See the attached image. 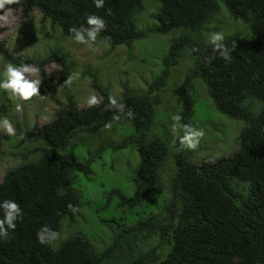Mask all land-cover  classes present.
Wrapping results in <instances>:
<instances>
[{
  "label": "trees",
  "instance_id": "16d2710c",
  "mask_svg": "<svg viewBox=\"0 0 264 264\" xmlns=\"http://www.w3.org/2000/svg\"><path fill=\"white\" fill-rule=\"evenodd\" d=\"M155 1L149 25L140 18L144 0H104L99 9L92 0H17L0 8V15L21 9L24 17L37 10L41 21H49L63 37H71L68 29L84 24L87 15L102 17L105 28L97 41L110 47H132L151 35L174 33L160 73L144 90L125 85L114 95L95 80L98 106L82 107L68 98L50 121L22 132L32 145L18 153L20 163L0 181V201L15 200L23 214L8 230V239L0 240V264H264V0ZM237 22L245 32L227 30ZM4 29L0 24V36ZM216 31L225 34L228 62L207 43ZM16 52L0 38L4 61L38 68L40 93L70 87L64 83L72 69L66 55L52 50L41 58L20 59ZM185 52L191 64L180 84L179 125L196 124L200 82L215 109L245 124L229 156L197 161L194 149L178 144L181 127L170 145L169 126L157 123L155 90L167 84ZM50 63L59 66L56 80L45 70ZM109 96L125 105L123 112L106 107ZM129 109L131 118L125 115ZM7 115V106L0 103V117ZM128 148L138 156L132 192L113 187L106 193L119 212L99 218L112 240L97 248L82 231L85 226L75 221L86 203L76 183L81 173L91 171L96 156ZM168 162L173 169L165 177ZM152 189L167 197L157 211L144 205L151 203ZM42 225L59 233L51 245L36 242Z\"/></svg>",
  "mask_w": 264,
  "mask_h": 264
},
{
  "label": "rangeland",
  "instance_id": "374dc122",
  "mask_svg": "<svg viewBox=\"0 0 264 264\" xmlns=\"http://www.w3.org/2000/svg\"><path fill=\"white\" fill-rule=\"evenodd\" d=\"M144 3L145 11L140 18L149 25L157 2L144 0ZM0 24L5 28L0 38L7 42L10 49H18L15 53L17 58H41L55 50L67 56L72 66L71 75L78 74L74 76L68 89L62 90L54 87L48 93L39 92L29 101L22 103L20 111H16L15 108L18 101L0 91V103H4L8 108L6 118L16 129V135L11 137L0 129L2 147L0 181L9 169L20 163L21 158L18 153L26 151L32 145L30 138H23L21 135L25 129H33L50 121L54 112L68 98L76 99L82 107L86 106L85 100L90 94L98 97L92 86L95 80L102 86L108 87L114 95H118L125 85L136 90H144L147 84L151 83L160 73L162 57L174 36V33L161 36L151 35L134 42L132 47H110L103 42L96 41L94 50H90L85 45L75 43L72 36L63 37L59 29L51 28L49 21H41V14L37 10H34L30 16L24 17L21 9L15 11L7 9L0 15ZM235 28H238L240 32L246 31V27L239 22L229 25L227 30ZM190 62L189 53L182 54L179 63L171 69L167 84L155 90L158 95L157 123L159 127L169 126V136L172 138L170 145L174 142L173 138L180 132L179 112L182 109V101L179 97V90ZM5 64L8 62L4 61L0 55V71L3 70ZM45 70L48 76L57 79L59 72L57 63L47 64ZM27 78L40 81L39 70L28 75ZM199 83L196 81V116L194 119L196 124L193 128L202 130L204 135L199 138L197 147L194 149L195 159L197 161L214 160L221 155L229 156L237 149V138L245 124L215 109L206 89ZM173 125H176L175 133L172 131ZM20 127L22 128L21 133ZM137 163V153L131 148L115 153L106 150L96 156L88 174L81 173L79 176L80 179L76 186L81 190L86 203L81 208V216L75 221L85 226L82 227V231L91 238L97 248H101L112 240V238L107 240L110 230L98 225L99 218L108 219L112 214L119 212L115 208V199L108 201L105 195L113 187H120L125 192L131 193L132 176ZM172 169L173 167L168 162L164 169V176L171 173ZM158 193L157 189L149 191L148 198L151 203L144 202L148 211H157L167 198L157 195ZM128 217L130 220L134 219L130 213ZM98 243L101 245L99 246Z\"/></svg>",
  "mask_w": 264,
  "mask_h": 264
},
{
  "label": "clouds",
  "instance_id": "9594fccd",
  "mask_svg": "<svg viewBox=\"0 0 264 264\" xmlns=\"http://www.w3.org/2000/svg\"><path fill=\"white\" fill-rule=\"evenodd\" d=\"M17 0H0V8L5 4L16 3ZM92 5L99 9L104 5V0H92ZM88 27H85L84 25ZM105 28V21L102 17L96 15H87L84 18V24L79 27L72 26L68 29L72 39L77 44L85 45L90 50H94L97 41V35ZM225 34L222 31L212 32L207 37V43L211 45L212 51L223 59L225 62L230 60V49L224 44ZM235 45H233V48ZM196 49H193L195 51ZM213 57L206 58L210 61ZM38 71V68L33 65L20 64L13 65L11 63L5 64L3 70L0 71V91L9 95L11 98L18 101L15 105L16 111H20L21 105L29 101L32 97L39 94L40 81L38 79H29L28 75ZM70 75L64 81L65 84H71L74 76ZM100 100L95 94H90L85 104L88 108L96 107ZM106 107L115 108L117 112H123L125 105L121 102L118 103L117 99L109 96L108 105ZM125 115L131 118L133 113L129 109ZM118 118V117H117ZM108 125H106L107 127ZM183 132L182 135L177 137L178 144L182 149H195L199 142V138L204 135L202 130L193 128L191 125L180 126ZM0 129L8 135L15 136L16 129L13 124L6 118L0 117ZM173 133L176 132V125L172 126ZM69 209L73 212L76 209L72 205H68ZM0 212H2V219H0V240L8 239V230L15 229L16 221L22 216V209L15 200H2L0 201ZM36 242L40 245H51L59 238V233L50 229L47 225H42L35 233Z\"/></svg>",
  "mask_w": 264,
  "mask_h": 264
}]
</instances>
